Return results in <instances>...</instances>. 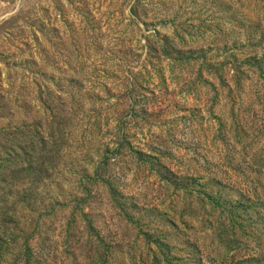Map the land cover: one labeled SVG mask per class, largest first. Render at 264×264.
Masks as SVG:
<instances>
[{
    "label": "rangeland",
    "instance_id": "374dc122",
    "mask_svg": "<svg viewBox=\"0 0 264 264\" xmlns=\"http://www.w3.org/2000/svg\"><path fill=\"white\" fill-rule=\"evenodd\" d=\"M0 264H264V0H0Z\"/></svg>",
    "mask_w": 264,
    "mask_h": 264
}]
</instances>
